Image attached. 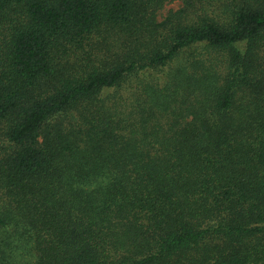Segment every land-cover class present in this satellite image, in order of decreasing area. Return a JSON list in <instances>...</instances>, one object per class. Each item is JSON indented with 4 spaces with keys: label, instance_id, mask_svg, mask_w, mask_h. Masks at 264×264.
<instances>
[{
    "label": "trees",
    "instance_id": "obj_1",
    "mask_svg": "<svg viewBox=\"0 0 264 264\" xmlns=\"http://www.w3.org/2000/svg\"><path fill=\"white\" fill-rule=\"evenodd\" d=\"M0 0V264H264V0Z\"/></svg>",
    "mask_w": 264,
    "mask_h": 264
},
{
    "label": "rangeland",
    "instance_id": "obj_2",
    "mask_svg": "<svg viewBox=\"0 0 264 264\" xmlns=\"http://www.w3.org/2000/svg\"><path fill=\"white\" fill-rule=\"evenodd\" d=\"M182 6V0H167L163 8L158 12V18L161 19L169 10H176Z\"/></svg>",
    "mask_w": 264,
    "mask_h": 264
}]
</instances>
